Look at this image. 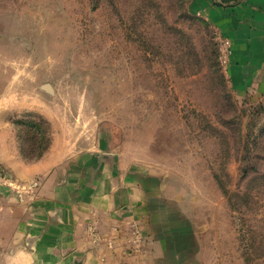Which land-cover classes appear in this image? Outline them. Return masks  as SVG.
Here are the masks:
<instances>
[{
  "label": "rangeland",
  "instance_id": "rangeland-1",
  "mask_svg": "<svg viewBox=\"0 0 264 264\" xmlns=\"http://www.w3.org/2000/svg\"><path fill=\"white\" fill-rule=\"evenodd\" d=\"M216 1L0 0L3 134L146 197L94 264H264V71L236 86Z\"/></svg>",
  "mask_w": 264,
  "mask_h": 264
},
{
  "label": "crops",
  "instance_id": "crops-1",
  "mask_svg": "<svg viewBox=\"0 0 264 264\" xmlns=\"http://www.w3.org/2000/svg\"><path fill=\"white\" fill-rule=\"evenodd\" d=\"M207 12L231 39L229 69L236 86L250 70L258 77L264 71V0L229 6L216 1ZM5 129L0 128V264L99 263L102 249L118 244L124 222L139 220L134 209L144 207L146 198L139 184L120 182L111 153L58 159L50 149L26 161L16 136L3 134Z\"/></svg>",
  "mask_w": 264,
  "mask_h": 264
},
{
  "label": "water",
  "instance_id": "water-1",
  "mask_svg": "<svg viewBox=\"0 0 264 264\" xmlns=\"http://www.w3.org/2000/svg\"><path fill=\"white\" fill-rule=\"evenodd\" d=\"M219 4L221 3V2H218ZM48 86V85H47Z\"/></svg>",
  "mask_w": 264,
  "mask_h": 264
}]
</instances>
